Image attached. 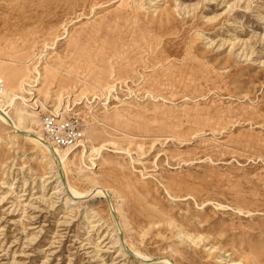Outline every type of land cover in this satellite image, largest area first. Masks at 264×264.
I'll return each mask as SVG.
<instances>
[{
	"label": "rangeland",
	"instance_id": "rangeland-1",
	"mask_svg": "<svg viewBox=\"0 0 264 264\" xmlns=\"http://www.w3.org/2000/svg\"><path fill=\"white\" fill-rule=\"evenodd\" d=\"M0 78V264H264V0H0Z\"/></svg>",
	"mask_w": 264,
	"mask_h": 264
},
{
	"label": "bare ground",
	"instance_id": "bare-ground-1",
	"mask_svg": "<svg viewBox=\"0 0 264 264\" xmlns=\"http://www.w3.org/2000/svg\"><path fill=\"white\" fill-rule=\"evenodd\" d=\"M33 68L35 69V71H39V69H38L39 67L34 66ZM38 76L39 77L38 78L36 77V79L34 80L35 82L37 81V83L35 85H39V82L38 81L41 82V78L43 77L41 73H39ZM25 83H27V82H25ZM23 89H24V86L21 85V87H19L18 90L19 91L20 90L23 91ZM19 94H20L19 92L17 93V91L16 92L9 91L5 87L0 91V117L3 118L4 120L10 122V123H13L12 124V128L14 129L15 132L20 131V130H16V128L14 126V124L16 125V123H14V121L12 119H10V117L8 116L7 112L4 109L3 102L4 101H7V102L8 101L9 102L11 101V103H13L16 100L15 97H18ZM21 97L23 99H21L22 100L21 102L19 101L18 112L21 115V117L24 118L25 115H24V106L23 105L26 103V100H25L26 98H24V96H21ZM9 102H8V104H9ZM45 102H46V97H45V100H43V102H41V105H40L41 108H42V110H44V108H45V106H44L45 105L44 104ZM65 108H67V107H65ZM57 111H58V109L57 110H54L55 116H60L61 114H63V113H60V112H57ZM36 115H37L36 112L29 113V115L24 120L25 121L27 120V121H29V122L32 123L33 120H34V118L36 117ZM25 133L28 134L27 132H25ZM37 136H38L37 138H31V140L32 141H35L38 145L40 144L42 146V147H40L41 152L45 156H47L49 158V160H48L49 162H53L54 163V161H55L54 159L57 158V160L60 159L62 161V163H65V161L68 159L67 154L70 152V150H68V149L67 150H64V149L63 150H60V149H58L56 147H53L52 143L49 140H47L44 135L38 134ZM94 178L95 177H93L92 180L94 181V185L97 187L95 189H99V190H97L98 191L97 194L102 193L104 191L102 189L104 186L101 185V183L98 182V181H96V179H94ZM76 192L77 191H75V193Z\"/></svg>",
	"mask_w": 264,
	"mask_h": 264
},
{
	"label": "built area",
	"instance_id": "built-area-1",
	"mask_svg": "<svg viewBox=\"0 0 264 264\" xmlns=\"http://www.w3.org/2000/svg\"><path fill=\"white\" fill-rule=\"evenodd\" d=\"M5 84L3 82V80L0 78V91L4 88ZM44 124H45V131L47 132V134L50 136V137H54V135H57L58 130H57V126L54 122V118L52 117H48L45 119L44 121ZM69 130H70V137H73L74 134H75V127L72 125L71 127H69ZM66 143H63V144H68V140H65Z\"/></svg>",
	"mask_w": 264,
	"mask_h": 264
}]
</instances>
